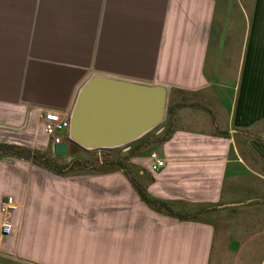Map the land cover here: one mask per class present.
<instances>
[{"label": "crops", "instance_id": "obj_1", "mask_svg": "<svg viewBox=\"0 0 264 264\" xmlns=\"http://www.w3.org/2000/svg\"><path fill=\"white\" fill-rule=\"evenodd\" d=\"M94 75L164 86L171 137L100 174L0 156V264H264V0H0V144Z\"/></svg>", "mask_w": 264, "mask_h": 264}, {"label": "water", "instance_id": "obj_2", "mask_svg": "<svg viewBox=\"0 0 264 264\" xmlns=\"http://www.w3.org/2000/svg\"><path fill=\"white\" fill-rule=\"evenodd\" d=\"M167 90L162 85L91 76L70 111L69 139L51 147L66 159L72 146L84 151L124 148L164 122Z\"/></svg>", "mask_w": 264, "mask_h": 264}, {"label": "trees", "instance_id": "obj_3", "mask_svg": "<svg viewBox=\"0 0 264 264\" xmlns=\"http://www.w3.org/2000/svg\"><path fill=\"white\" fill-rule=\"evenodd\" d=\"M153 130L146 134L142 142H151L153 144H161L169 140L172 131L168 127L159 134L155 135ZM136 148H130L124 151V148L109 150H93L99 151L100 156L93 155V151H84L77 146H72L70 153L73 156L70 162L65 163L60 160L50 158L44 153L36 150H30L24 147H16L7 144H0V156H13L17 158L31 160L33 164L44 167L58 175L84 174V173H108L113 170H123L124 161L135 155ZM77 153V154H76ZM140 197L154 209L167 211V206L163 202L151 201L144 189L137 188Z\"/></svg>", "mask_w": 264, "mask_h": 264}, {"label": "built area", "instance_id": "obj_4", "mask_svg": "<svg viewBox=\"0 0 264 264\" xmlns=\"http://www.w3.org/2000/svg\"><path fill=\"white\" fill-rule=\"evenodd\" d=\"M69 118L70 112L42 110L39 113L42 130L49 140L51 147L69 139ZM164 166V161L161 160L157 152L154 151L149 154L147 158V167L150 172L157 173L162 170ZM16 208L15 200L12 197L7 196L0 202V214L2 217L0 225L1 238H6L13 233L14 228L11 224L10 216Z\"/></svg>", "mask_w": 264, "mask_h": 264}, {"label": "rangeland", "instance_id": "obj_5", "mask_svg": "<svg viewBox=\"0 0 264 264\" xmlns=\"http://www.w3.org/2000/svg\"><path fill=\"white\" fill-rule=\"evenodd\" d=\"M44 137L45 134L42 131L41 124L36 119H31L29 123H27V126L24 130L23 129L15 130V131L11 130L3 133L4 142L28 146L36 151L39 150L38 148H41L40 147L41 141L44 139ZM40 153H43V151ZM91 153L93 155H96V151H93ZM30 171H42V170L39 167L31 166ZM86 178L87 177H84V179Z\"/></svg>", "mask_w": 264, "mask_h": 264}]
</instances>
